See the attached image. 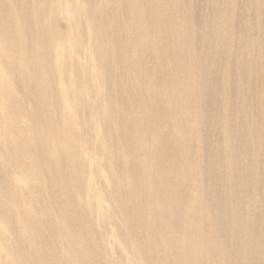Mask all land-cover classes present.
<instances>
[{
    "label": "rangeland",
    "instance_id": "obj_1",
    "mask_svg": "<svg viewBox=\"0 0 264 264\" xmlns=\"http://www.w3.org/2000/svg\"><path fill=\"white\" fill-rule=\"evenodd\" d=\"M60 1L67 3L72 11H77L79 0ZM195 4L202 7L194 12L196 24L195 31H192L195 41L194 56L198 60L200 74V89L208 82L210 89L206 92L215 94L223 92L216 97L210 95V103L202 99L200 113L197 112L193 108V97L185 96L188 100L182 97L185 93L194 96L196 90L192 80L185 73L188 68L195 67V59H191L188 63V43L186 40H182L178 45L166 43L165 51L171 56L176 55L179 59L178 67L169 66L168 72L172 78L179 79L182 85V90L178 93L177 107L183 110V114L181 117H176L175 121L166 119L169 122L161 124L159 130L162 138L165 137L162 135H170L178 141V144H164L165 150L161 149L162 144L152 145L157 150V154L154 163L150 155L152 166L149 173L156 178L153 181L154 185L152 183L153 189L161 190L162 194L156 199L159 207L156 206L155 201V204L149 206L147 211L148 218L156 221L161 219L167 213L165 209H169V206L173 204L167 193L170 190V178L173 176L170 168L177 162L178 169L175 173L179 179L177 193L180 196V204L193 208L192 217L195 221L188 227V214L183 217L176 215L174 220L171 214L172 223H182L184 228H179L180 234L188 228L189 234L200 237L199 242L191 245L192 255L196 254V264H218L219 253H225L229 262L237 253L232 244L231 228L228 231L224 223L230 221L229 217L237 206V201H233L232 194L240 190L241 183L246 181L251 188L255 178L259 180V194L263 196V201L258 199L253 191H250L247 200L254 204L255 212L263 215L264 220V0H195ZM68 14L69 12H59V15L57 13L54 22L56 35L69 42V45L67 44L69 56L67 59L64 56V61L71 66L76 63L78 69L77 72L70 69L66 81L68 84L69 80L71 83L77 79L79 87L72 85V91L76 95L85 93L87 102H91L92 98L88 92L91 83L84 69L87 61L80 57L76 47L74 48V34L65 20ZM230 18L232 19L231 27L228 25ZM215 22L218 23L217 26ZM216 27H218L217 30ZM180 28L184 29V26L181 25ZM86 31L90 32L87 25ZM86 41L89 42V39ZM77 42L78 40L75 41ZM153 45L158 46L156 43ZM144 59H147L148 64L159 61L151 53L142 60ZM142 60L133 61L124 57L120 62L130 64L134 71L137 69L138 62L141 63ZM54 62L50 60V63ZM114 62L115 60L113 64ZM57 63L58 65L55 62L57 66H61L62 56L57 58ZM154 72L166 71H158L154 68L147 73L148 79L154 81L159 87L165 82H162ZM56 77L59 82L57 81V86L54 88H58L59 96L63 97L64 79L59 75ZM95 79H92V84ZM137 85V88L140 86L142 90L145 88L140 85L139 78ZM135 86L136 81L133 80V88ZM133 88L130 84L127 87L128 90ZM117 89L119 90V87ZM4 90L10 92L8 88ZM202 95L203 92H201ZM123 97L128 98L126 94ZM151 100L152 95L143 99L146 105L151 104L155 108L156 105ZM184 100L188 105L184 103ZM134 104L139 107L140 101L136 100ZM70 112L72 116L85 118L84 111L78 108L71 106ZM65 113L60 112V117L62 118ZM164 117L159 113V118ZM57 118L60 119L58 114ZM112 118L118 119L117 116ZM69 121L67 122L70 123ZM98 121L100 120L96 119V124L91 121L84 123L87 126L79 127L76 132L74 153L69 159L64 160L63 164L53 161V153L49 149L45 151L46 167L44 169L43 156L39 154L44 150V145L41 141H35L34 129L26 127V122L20 123V120L18 127L22 132L15 133L7 126L0 124V256L5 258V264H70L69 257L75 261V258L70 256L71 253H75L76 264H114L116 262L122 264L130 259L127 248L115 242L117 231L115 224L109 220H100L94 214L90 202L102 198L113 187L114 179L118 186L126 189L128 181L132 183L137 174L140 172L143 176L148 174L145 169L140 170L138 166H132L128 179L118 178L117 180L121 167H125L126 162L121 157L114 162L116 166L111 165L116 151L108 150L105 154L99 147V143L105 140L113 144L115 138L112 135L105 139L100 137ZM39 125L42 126L40 123ZM63 125L66 128L69 127V124L60 123L51 128L53 134ZM124 127L126 133L130 134L129 122ZM155 132L156 129L151 124L148 137L157 138L158 136L154 135ZM7 134L11 135L10 140L6 139ZM55 139L56 147L64 143L62 135L53 136L52 140ZM77 148L85 154L79 156L76 152ZM174 150L176 152L173 157L176 160L172 158L168 165L165 164L164 159L172 156ZM97 157L101 160L106 158L108 163L103 160L101 167L97 168L94 165ZM31 160L33 161L32 169L25 166L26 162ZM165 165H167L166 168H164ZM158 182L166 187L167 193L160 189ZM49 185L51 190L48 189ZM148 186L151 185L148 184ZM144 188V181L141 179L137 191L141 193ZM137 191H134V194H137ZM186 191L187 194L190 191H197V193H192V198H185ZM217 194H221L220 200H217ZM62 201L64 203L61 205ZM101 204L108 211L110 210L108 202ZM229 204L232 205L229 206ZM50 205L52 207L58 205L54 221L45 214ZM252 213L247 204L244 214ZM214 218H217L216 229L224 234L222 240L217 239L218 232L212 231L206 224ZM65 224L70 229L66 236H64L67 232L64 228ZM156 226L160 229L159 225ZM121 227L124 228L123 225ZM203 228L205 231L202 237ZM172 232L174 231H168L167 235H171ZM107 234V241H105L103 236ZM138 235L140 236L141 233ZM100 237L103 244L99 243ZM96 238L98 242H93ZM262 238L264 242V237ZM206 239L215 242L211 248H220L214 253L217 261L209 260L212 251L205 250L209 248L204 245ZM58 246L62 253L59 258L55 254ZM102 248L104 251H101ZM143 249V258H150L146 245H143ZM170 250L174 252L170 260L177 261L182 258L180 264H193L184 258L185 252L180 246H171ZM160 255L158 250L154 253L153 259L150 258L153 264L161 262Z\"/></svg>",
    "mask_w": 264,
    "mask_h": 264
},
{
    "label": "bare ground",
    "instance_id": "obj_2",
    "mask_svg": "<svg viewBox=\"0 0 264 264\" xmlns=\"http://www.w3.org/2000/svg\"><path fill=\"white\" fill-rule=\"evenodd\" d=\"M201 8L196 6L195 0H79L77 11H72L67 3L60 0H0V124L17 133L18 131L22 132L18 127L20 120V123L26 122V127L34 129L35 141H41L44 145V150L39 153L43 156L42 167L44 169L46 167L45 151L49 149L53 153V161L63 164L64 160L69 159L74 153L77 141L76 132L79 127L83 128L87 126L84 123L91 121L96 124L95 120H100L98 121L100 137L105 139L112 135L115 138V143L101 140L99 147L105 154L108 150L109 152L116 151V156L112 159L113 162L110 159L112 166H116L117 164L114 162L121 157L126 162L125 167L122 166L121 172L119 175L117 174V180L118 178L128 179L132 166H138L140 170L145 169L148 174L146 176H143L142 172L137 174L132 183L128 181L126 189L118 186L114 179L113 187L111 186L112 188L102 198L90 202L94 214L100 220H109L117 227L115 242L123 244L130 255V259L122 264H146V262L153 264V255L158 250L161 253L159 264H180L182 258L178 259V262L176 259L170 260L171 254L174 255L173 251H169L171 246H180L185 252L184 258L196 264V254L192 255L191 245L199 242L200 237H193L188 233V228L180 234L179 228H184L182 223L173 224L171 220V214L173 220L176 215L183 217L188 214V227L195 221L192 217L193 208L190 209V206L185 207L180 204V196L177 193L179 179L175 173L178 169L177 162L170 168L173 176L170 178L171 184L168 193L166 187L158 182L160 189L171 197L170 202L173 204L169 206V209H165L167 213L161 219L156 220L157 222L148 218L147 208L155 204V201L156 206L159 207L156 199L162 194L161 190L153 189V181L156 178L149 173L152 160L154 163L157 154V150L152 145L162 144L161 149L165 150L164 144H178V141L174 137L171 138L170 135H162L165 136L162 138L159 135V130L161 124L169 122L166 119L175 121L176 117H181L183 114V110H179L177 107L178 93L182 90V85L179 83V79L172 78L168 72L169 66L178 67L179 59L176 55L171 56L165 51L166 43L178 45L182 40H186L188 43V63L191 59H195V67L188 68L185 73L192 80L196 90L194 96L185 93L182 97H193V108L197 112L200 113L202 99L210 103V95L216 97L223 92L221 91L219 94L206 92L210 89L208 82L200 89V74L198 60L194 56L193 44L195 41L192 31H195L196 24L194 12ZM59 12H69L65 20L74 34L75 41L78 40L77 43L74 41V48L76 47L80 57L87 61L84 69L91 83L88 92L92 98V105H90L91 102H87L85 93L76 95L72 91V85L79 87L77 79L71 83L69 80L67 84L69 70L77 72L78 69L76 63L71 66L64 61V56L66 59L69 56L67 52L69 42L67 39H60L55 33V16L57 13L59 15ZM228 21V25L231 27L232 19L230 18ZM86 25L90 32L86 31ZM181 25L184 26V29L180 28ZM217 25L218 23L215 22V26ZM215 29L217 30L218 27ZM216 37L219 38V36ZM86 39H89V42ZM154 43L158 46H154ZM149 53L159 61H152L148 64L147 59L149 58L142 60ZM61 56L62 64L57 66V58ZM124 57L133 61H142L138 62L137 69L133 71L130 64L120 62ZM50 60L55 61L57 65L55 62L50 63ZM151 65L153 68L150 67ZM154 68L158 71H166L154 72L162 82H165L159 87L147 76L148 71ZM60 72L61 74H58ZM58 75L64 79L63 97L59 96L58 88H56L57 90L54 88L57 86L56 76ZM93 78L96 79L92 84ZM138 78L140 85L145 87L143 90L140 86L137 88ZM133 80L136 81L134 88ZM129 84L133 88L130 89L131 91L127 89ZM93 86L99 88L95 89ZM100 87L103 88L100 89ZM4 88H8L10 92L5 91ZM201 92H203L202 96ZM124 94L128 98H124ZM150 95H152L151 101L156 105L155 108L151 104L146 105L143 101L144 97L149 98ZM184 99L188 100L187 97ZM136 100L140 101L139 107L134 104ZM185 100L184 103L188 105ZM71 106L84 111L85 118L72 116ZM60 112H66L62 118ZM159 113L165 117L159 118ZM57 114L60 119L57 118ZM91 114L92 116H90ZM115 116L118 117L117 120L112 118ZM63 122L66 125L69 124V127L66 128L63 125L53 134L51 128ZM127 122L131 126L130 134L126 133L124 127ZM151 124L156 129L154 135L158 136L155 139L148 137ZM59 135H62L64 143L56 147V139L52 140V137ZM6 139L10 140L11 135L7 134ZM28 141L27 138V143H29ZM76 152L79 156L85 154L78 148ZM175 152L176 150L172 152V156L164 159L165 164L168 165L174 158ZM103 160L105 163L107 162L106 158L101 160L97 157L94 160V165L100 168ZM32 165V160L25 164L31 169ZM141 179L144 181L145 188L143 192L139 193L137 187ZM48 189L51 190V185L48 186ZM134 191H137V194H134ZM250 191H253L256 197L263 201V196L261 197L259 194L257 178L251 188L246 181L241 183L240 190L232 194L233 201H237V206L229 217L230 221L224 223L228 231L231 228L232 244L237 250L236 255L229 262L225 253H219L217 261L214 253H216V249L220 248H211L215 242L206 239L204 245L209 248L205 250L212 251L209 255L211 262L216 260L218 264H264L262 238L264 237V220L263 215L255 212L254 204L247 200ZM192 193H197V191H190L188 194L187 191L184 192L185 198H192ZM220 198L221 194H217V200ZM139 200L140 204L141 202L143 204L140 205ZM105 201L110 205L109 211L101 204ZM63 203L62 201L61 205ZM247 204L253 212L251 215L244 214ZM231 205L229 204V206ZM57 206L50 205L45 211L46 216L53 221ZM82 206L84 205L82 204ZM76 219L77 217L74 218L75 221ZM216 221L217 218H214L206 224L212 231L216 230L218 232L217 239L222 240L224 234L216 229ZM156 225H159L160 229ZM64 228L67 230L64 235L66 236L70 229L66 224ZM168 231L175 233L167 235ZM138 233L141 235L139 236ZM104 234L106 233L104 232ZM106 236L108 234L103 236L105 241H107ZM234 236L236 237L234 238ZM96 241L97 238L93 240V242ZM99 243L103 244L102 237L99 238ZM143 245H146L152 259L143 258ZM91 248L94 249L93 244ZM101 251L104 249L102 248ZM55 254L58 258L62 256L59 246ZM1 256L0 264H5L6 260ZM70 256L75 258V261L68 258L70 264H76L75 253H71ZM114 264H120V262Z\"/></svg>",
    "mask_w": 264,
    "mask_h": 264
}]
</instances>
